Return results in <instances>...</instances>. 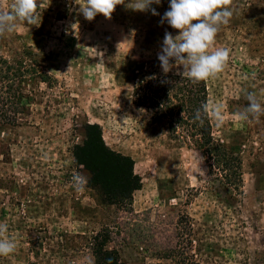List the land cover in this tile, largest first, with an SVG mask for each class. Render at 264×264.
Segmentation results:
<instances>
[{
    "label": "rangeland",
    "instance_id": "obj_1",
    "mask_svg": "<svg viewBox=\"0 0 264 264\" xmlns=\"http://www.w3.org/2000/svg\"><path fill=\"white\" fill-rule=\"evenodd\" d=\"M40 2L35 24L0 38V57L48 77L22 84L30 107L5 120L18 126L0 124V222L17 246L0 264H97L99 243L121 264H264V116H233L248 92L264 106V0H232L217 34L216 47L231 52L226 69L205 81L209 108L223 112L221 124L209 115L214 145L173 140L167 122L153 124L133 103L138 72L158 61L166 31L178 35L160 24L170 0L151 5L157 16L124 0L111 19L91 22L81 0ZM87 125L133 162L140 187L126 207L103 203L75 156ZM100 152L85 161L111 179ZM76 172L88 177L83 191L71 184Z\"/></svg>",
    "mask_w": 264,
    "mask_h": 264
},
{
    "label": "trees",
    "instance_id": "obj_2",
    "mask_svg": "<svg viewBox=\"0 0 264 264\" xmlns=\"http://www.w3.org/2000/svg\"><path fill=\"white\" fill-rule=\"evenodd\" d=\"M158 61H153L138 72V79L133 84V103L136 107L146 109L151 115L153 124L167 122L171 138L176 141H196L201 144L214 145L211 136L209 116L203 125L193 122L195 112L201 105L208 104V89L206 82L191 83L187 77L160 72ZM46 75L37 70L35 65L25 66L23 62L12 64L0 57V124L18 126L16 119L12 124L5 122L11 117L7 113L17 114L18 110L25 112L30 107L28 95L23 92L22 84L28 79L46 83ZM166 81V82H165ZM2 126L0 125V129ZM86 142L83 147H75L78 151L76 158L88 167L91 179L90 185L96 188L102 202L106 205L126 207L130 204L131 194L140 187V180L133 175V162L130 158L120 156L106 149L102 141V133L98 125H87ZM103 145V146H102ZM101 146L99 157L108 159L112 178L107 175L105 168H93L91 158ZM221 145H216L215 154L221 153ZM91 156H88L90 155ZM85 156V157H84ZM98 241V236L93 238ZM96 245V244H94ZM99 248H98V246ZM93 249L97 264H121L115 252L105 250L104 245L97 244ZM98 248V249H97ZM172 254L175 253L171 251Z\"/></svg>",
    "mask_w": 264,
    "mask_h": 264
},
{
    "label": "clouds",
    "instance_id": "obj_3",
    "mask_svg": "<svg viewBox=\"0 0 264 264\" xmlns=\"http://www.w3.org/2000/svg\"><path fill=\"white\" fill-rule=\"evenodd\" d=\"M161 0H131L128 5L137 12L151 11L159 15L151 5H159ZM124 0H81L79 12L86 21L91 22L97 15L106 20L111 19L116 7ZM232 0H170L169 8L161 17L160 24L176 30L173 37L165 32L162 46L157 54L160 68L166 75L173 67L182 66V77H187L193 84L216 78L222 73L230 59L231 50L227 47H216V37L221 27L227 25L233 15ZM40 0H0V38L13 33L19 26L36 23ZM102 55V53H97ZM175 61V64L170 63ZM166 82V81H165ZM248 104L242 110L233 113L238 122L259 121L264 116V106L257 100L255 93L246 94ZM211 117L221 124L223 112L221 105L211 109L207 103L195 112L194 121L203 125ZM88 177L76 172L71 184L76 191H83ZM16 243L8 236V225L0 222V257H8L16 250ZM108 264H112L111 260Z\"/></svg>",
    "mask_w": 264,
    "mask_h": 264
}]
</instances>
